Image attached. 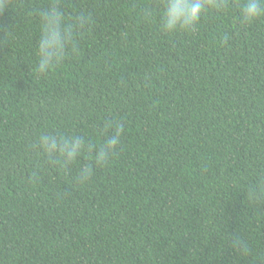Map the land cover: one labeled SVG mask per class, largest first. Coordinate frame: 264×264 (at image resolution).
<instances>
[{
    "label": "trees",
    "instance_id": "trees-1",
    "mask_svg": "<svg viewBox=\"0 0 264 264\" xmlns=\"http://www.w3.org/2000/svg\"><path fill=\"white\" fill-rule=\"evenodd\" d=\"M47 2L0 12V264H264V16L226 0L165 33L166 0H62L90 23L38 75ZM42 138L87 147L65 165Z\"/></svg>",
    "mask_w": 264,
    "mask_h": 264
},
{
    "label": "clouds",
    "instance_id": "clouds-1",
    "mask_svg": "<svg viewBox=\"0 0 264 264\" xmlns=\"http://www.w3.org/2000/svg\"><path fill=\"white\" fill-rule=\"evenodd\" d=\"M227 7L226 0H166L161 16L160 27L165 33L179 29L191 30L210 12L220 13ZM10 8V0H0V12ZM34 16L38 25V36L34 44L36 59L35 71L38 75H46L54 71L70 54L76 51V38L80 31L90 23L87 14L81 13L74 17L65 14L62 0H48L46 5L33 8L29 13ZM264 16V0H245L240 8V22L249 24ZM11 35V29H9ZM119 133L99 146L95 157L96 163L103 162L107 155L118 144ZM51 138H42V143L48 144ZM60 148L62 162L65 165L73 163L87 147L82 138L51 139L49 151ZM91 174V168L85 166L81 173V181ZM264 196V191L254 187L249 190V199L257 200ZM231 247L237 256L251 255V248L246 238H232Z\"/></svg>",
    "mask_w": 264,
    "mask_h": 264
}]
</instances>
